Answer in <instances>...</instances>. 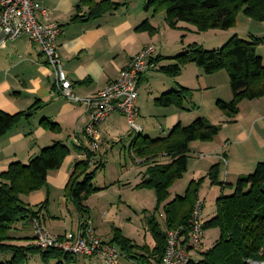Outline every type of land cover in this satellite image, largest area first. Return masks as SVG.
<instances>
[{
	"label": "crops",
	"instance_id": "1",
	"mask_svg": "<svg viewBox=\"0 0 264 264\" xmlns=\"http://www.w3.org/2000/svg\"><path fill=\"white\" fill-rule=\"evenodd\" d=\"M146 1L129 0L127 4L109 11L97 19L82 20L81 16L87 12L89 7L87 3H83V0H44L43 5L49 11V19L58 22L61 26L57 49L63 68L72 80L73 89L77 95L85 97L103 89L146 45H154L156 56L166 57L158 62L161 67L170 62L168 57L178 54L191 43L192 35L196 32L193 25L180 24L183 29L189 31L186 33L179 29H172L168 24H165L163 12L151 16L150 11L144 9ZM78 7L80 17L72 20ZM243 16H238L234 28L236 30H233V34L236 33L247 39L251 35L260 38L262 43L258 45L257 51L262 49L263 52L258 51L257 53L261 56L264 64V21L256 22L253 24L254 29L250 30L251 22L249 18ZM38 17L41 21L46 20V17L40 13H38ZM145 19H149L157 29L156 33L150 34L146 31L135 30L136 26ZM248 23L249 25H247ZM182 34H186L184 39H181ZM189 69L195 71V77L190 81L183 77V74L185 75ZM201 76V68L193 63L186 65L181 74L176 77L152 70L143 73L139 81L138 97L140 114L138 122L143 126L142 135L165 136L177 123L189 124L196 116V114H192L191 108L185 106L187 110H184L175 106H157L154 100L162 93L178 89L179 86L191 88L194 90V94L211 87L203 85ZM54 81L53 68L45 62L39 46L32 43L27 35L8 41L5 47L0 48V111L10 114L25 112L24 117L13 128L0 137V173L4 172L13 162L27 163L44 147L56 142L66 144L70 148L69 155L66 156L58 169L48 172L50 200L47 210H42L40 213L41 221L46 228L57 235H63L67 231L78 230L81 223L79 215L64 196V188L74 164L84 158V151L80 149V146L89 149L90 146L83 133L88 122L85 106L59 95L53 96L51 92ZM250 103H252L249 110L251 124L238 134L241 136V143L245 150L243 152L244 160L250 162L249 167L255 164L249 169L252 170L264 158V135L262 134L264 133V96L252 99ZM222 116L219 114L218 117ZM43 118L58 124L60 131L47 129L41 122ZM226 118L223 119L222 128L225 124L237 122V118H234V122H231L230 118ZM209 121L213 124L217 123V121ZM97 131L101 138L100 147L95 152L94 159L98 164H103V168L99 169L95 175L94 184L101 189L94 194L105 189L124 188L127 185L140 183L145 174L144 171L151 164L150 162L141 164L139 160L131 156L130 145L134 138L130 134L125 116L120 112L112 113L104 122L97 125ZM252 140L256 144L253 142L252 146L247 148L245 145ZM208 144L212 150L214 149L212 153L218 151L215 148V141ZM113 155L119 165L115 172L109 176L107 160ZM224 159L226 160L225 157ZM94 166L95 164H92V167ZM241 174H246V171L237 174V176ZM220 180L224 179L220 177ZM141 190L145 191L146 188ZM175 195L176 193L170 190V199ZM92 196L93 194L86 200L89 210ZM45 197L46 191L40 189L23 195L22 200L31 206H36L42 203ZM90 213L88 219L97 234L104 240H110L112 227L116 225V222L107 221L106 212L99 218H94ZM161 213L164 217V213ZM214 214L215 211L209 218ZM203 220L207 219L203 218ZM219 234L216 235L215 241ZM14 236L18 238L13 241L16 244L33 243V225L30 219L19 221L15 225ZM126 237L138 244H147L150 247L155 244L149 233H145L142 238ZM215 241L213 242L215 243ZM204 242L205 235L200 249L190 250L193 258L198 259L201 252L214 244L204 246ZM87 257L78 256L75 262L69 264H102L99 263L101 259L98 257ZM38 258L39 256L36 261V258L33 257L31 261L42 264ZM101 262L103 261L101 260ZM50 264H55V260Z\"/></svg>",
	"mask_w": 264,
	"mask_h": 264
},
{
	"label": "trees",
	"instance_id": "2",
	"mask_svg": "<svg viewBox=\"0 0 264 264\" xmlns=\"http://www.w3.org/2000/svg\"><path fill=\"white\" fill-rule=\"evenodd\" d=\"M129 0H83L89 5L80 19H97L105 13L127 4ZM77 12L72 20L80 15ZM151 16L165 14V20L172 29H180L181 23L193 25L197 32L236 27L240 14L255 21H264V0H147L144 6ZM136 31L156 33L157 29L145 19L135 28ZM260 38L251 35L249 39L233 34L221 47L206 49L200 43H189L178 54L168 57L170 62L158 68L170 77L179 76L188 64H195L206 74L225 70L229 75L232 99L216 100L218 111L234 121L239 112V104L244 99L264 96V64L257 53ZM155 56L156 62L165 59ZM193 95V90L185 86L162 93L155 98L157 106H175L187 110L185 103ZM25 112L10 114L0 111V137L10 131L24 117ZM29 117V116H28ZM42 124L49 130L59 132L55 122L43 118ZM221 124H213L206 117L199 116L189 124L177 123L165 136L150 137L138 133L130 145L131 156L139 163H151L137 188L152 189L156 193L158 210L164 204V224L147 217L148 228L155 241L153 247L138 244L127 238L117 228L108 242L115 244L125 256L136 259L141 264H160L166 249V230L181 228L184 243L190 237V219L198 201V182H191L186 193L170 199L169 189L175 180L181 178L187 169L189 144L195 140L212 141L219 133ZM86 157L78 160L73 167L64 188V196L79 215V229L89 220L88 197L101 188L94 184L97 171L103 164L95 161V152L80 146ZM97 152V151H96ZM70 148L61 142L44 147L33 155L27 163L13 162L0 173V253H11L9 259L0 264H30L31 258L39 256L43 264H69L77 259L75 255L61 248H42L34 242L27 245L16 244L15 225L22 220L36 219L43 226L40 213L47 210L50 200L48 172L58 169ZM166 157L165 161L156 157ZM92 164H95L92 167ZM220 164L213 165L209 175L213 183L222 189L230 186V194H221L216 199L215 214L204 221V230L218 228L220 231L215 243L200 253L198 259H190L186 264H249L248 260L264 259V161L256 164L251 173L241 174L235 183L219 179ZM44 189L45 200L31 206L22 200L23 195ZM64 235V234H63ZM63 235H58L62 237ZM29 239V238H27ZM107 241V240H106ZM190 248V247H188Z\"/></svg>",
	"mask_w": 264,
	"mask_h": 264
},
{
	"label": "built area",
	"instance_id": "3",
	"mask_svg": "<svg viewBox=\"0 0 264 264\" xmlns=\"http://www.w3.org/2000/svg\"><path fill=\"white\" fill-rule=\"evenodd\" d=\"M43 3L44 0H0V48L22 35H27L32 43L39 46L45 62L55 73L51 94L82 103L86 108L88 122L83 133L89 142L90 150L96 152L100 147L101 137L97 125L114 112L125 116L130 131L142 132L143 126L138 122L139 81L143 73L149 70L158 71L159 64L154 60V45H146L137 52L119 75L103 89L81 97L74 92L73 82L63 68L58 53L57 39L61 26L49 19V11ZM38 13L46 17V20L41 21ZM83 156L86 157V152ZM160 215L163 216L162 213ZM190 224L187 244L184 243L181 228L166 230V249L160 264H186L191 257L190 250L200 249L205 235L200 200L194 205ZM83 227L76 231H67L60 237L34 219V242L42 248L57 247L75 256H95L104 264H118L122 257L118 247L98 235L89 220ZM248 263L264 264V259L250 258Z\"/></svg>",
	"mask_w": 264,
	"mask_h": 264
},
{
	"label": "rangeland",
	"instance_id": "4",
	"mask_svg": "<svg viewBox=\"0 0 264 264\" xmlns=\"http://www.w3.org/2000/svg\"><path fill=\"white\" fill-rule=\"evenodd\" d=\"M243 17L246 18L245 16ZM249 20L251 22V26L249 27H252L250 30H253L255 27L253 24L259 21H255L250 18ZM165 24H168L166 20ZM247 25H249V23ZM234 28L228 30L214 29L207 33L196 31L192 35L191 43H200L206 49L219 48L233 35V30H236ZM179 30L183 31V33L189 32L183 28H180ZM185 37L186 34H182L181 39H184ZM258 51L263 52L262 49ZM201 72V81L203 85H208L211 87H207L195 94L193 92V95L185 103V106L192 109V114H196L192 121L199 116H207L209 120L217 121V123L214 124H221L222 126L224 123L223 119L225 120L227 118L225 117V114L218 111L215 103L217 99H222L227 102L232 99L233 94L230 86L229 75L225 70H221L219 71L221 73L215 74H206L203 69H201ZM183 77L189 81L193 80L195 77L194 69H189L186 71L185 75L183 74ZM250 102V99L242 100V102L239 104V112L235 117L237 118V122H234V120V123L223 125V128H221L219 133L212 140L216 142L215 148L218 149L217 152L212 153L214 149L212 150L210 148L211 146L208 144L212 141L195 140L189 144L190 150L187 161V169L183 176L175 180L169 189V192L171 190L174 191L176 195H183L186 193L191 182H198L197 196L198 200L201 202L203 201L202 216L204 219H208L209 216L212 215L214 211H216V199L219 195L230 194L233 191L230 186L222 189L219 184L213 183L212 178L209 175V170L213 165L220 164L218 175L219 179L222 177L224 180L221 181L231 184L236 182L238 177L237 174L245 171L246 173H251L254 170L253 168L252 170L249 169L255 164H252V166L249 167L248 165L250 162L245 161L243 158V152L245 150L243 149V143H241V136L238 134L241 130L247 129L251 124V119H249L251 117V113L249 110L251 109L252 103ZM219 114H222L223 116L218 117ZM130 134L133 138H136L138 135V133L135 131H130ZM262 134L264 135V133ZM253 142L254 140L248 142L245 146L247 148L249 146L251 147ZM156 159H162L165 161L167 158L164 156L156 157ZM261 160L264 161V158ZM107 163V174L111 176V174L115 172L119 163L117 162L115 155L110 156L107 160ZM146 170L144 173H146ZM136 185H127L124 188L118 187L111 190L105 189L99 193L93 194L92 204L90 206V214L94 218H99L104 214V212H106L105 218L107 221L112 220L116 222V225L112 227V233L115 228H118L124 236L126 235L134 238H142L145 236V233H149L152 237V232L150 228H148L147 217H150V219L156 217L155 219L160 221V224L164 229V217H162L160 214L161 212L165 211V206L164 204H160L158 210H156V193L152 189H146L143 191L141 190L142 188H137ZM175 196H173L171 199H173ZM207 230L210 231L205 232L204 246L214 243L213 241H215L216 235L220 232L218 228H211ZM10 256L11 253H0V262L9 259ZM34 258H36L35 260L37 261V256H34ZM99 263L104 264L101 262V260ZM30 264H36V262L31 261ZM119 264L141 263H139V261L136 259L128 258L123 253Z\"/></svg>",
	"mask_w": 264,
	"mask_h": 264
}]
</instances>
